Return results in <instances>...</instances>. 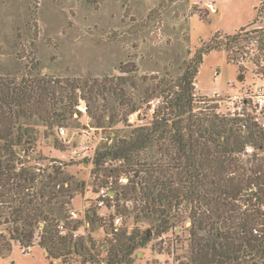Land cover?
<instances>
[{"label": "rangeland", "instance_id": "obj_1", "mask_svg": "<svg viewBox=\"0 0 264 264\" xmlns=\"http://www.w3.org/2000/svg\"><path fill=\"white\" fill-rule=\"evenodd\" d=\"M243 28L264 30V0H0V83L34 86L48 81L55 86L52 103L63 98L76 104L72 115L67 112L53 128L60 149L54 148L45 126L26 120V129L36 140L30 147H17L16 154L34 172L56 166L69 177L74 197L65 205L61 221L74 230V238L84 239L85 256L92 259L82 263L77 255L47 258L38 246L41 223L32 246L23 249L11 241L9 255L0 256V264H177V259L186 260L190 222L185 208L171 212L178 223L156 236L159 221L142 214L126 187L129 178L127 184L115 183V205L92 207L106 176L119 179L128 171L112 162L95 172L93 156L159 117L162 111L157 110L164 101L160 96L166 95L196 51L213 36L222 39ZM253 37L243 42L241 54L214 50L203 56L194 82L195 112L206 107L200 105V98L234 95L253 81L256 65L264 67V51L258 50ZM127 101L136 111L128 113ZM114 114L116 120L109 124ZM100 115L104 121L96 128L94 119ZM58 128L65 130L63 138ZM70 211L76 212L77 219H68ZM7 212L0 204L4 236H8ZM93 212L95 222L90 221ZM114 216L122 219L116 240L108 237ZM133 232L146 233V245L127 262L110 258L112 245Z\"/></svg>", "mask_w": 264, "mask_h": 264}, {"label": "trees", "instance_id": "obj_2", "mask_svg": "<svg viewBox=\"0 0 264 264\" xmlns=\"http://www.w3.org/2000/svg\"><path fill=\"white\" fill-rule=\"evenodd\" d=\"M250 35L257 38L258 50L264 51V30L245 32L243 28L222 39L213 36L196 51L166 95L160 96L164 101L157 111L162 114L148 126L133 130L129 139L118 140L93 156L95 172L112 162L128 169L126 187L142 214L159 221L156 236L178 223L171 212L185 208L190 240L186 260L177 259V264H264V161L256 155L242 157L246 145L263 147L264 135L249 127L245 133L239 121L216 114L212 106L195 112L193 92L203 56L214 50L241 54ZM54 93L55 86L48 81L34 86L0 83V204L8 209L4 223L9 224L8 236L0 234L2 258L9 255L11 241L30 248L42 223L38 246L47 258L77 255L82 263L92 260L85 256L84 239L73 237V229L68 226L65 236L57 231L65 205L74 197L69 177L56 166L34 172L16 154L17 147H30L36 140L26 129V120L37 121L53 136L63 115H72L76 104L63 98L52 103ZM125 105L130 106L128 113L136 111L129 101ZM116 117L110 115L107 122L113 124ZM94 121L99 128L104 118L100 115ZM53 146L61 147L54 136ZM90 221H96L95 212ZM125 235L109 253L110 258H121L118 263L127 262L147 243L146 233Z\"/></svg>", "mask_w": 264, "mask_h": 264}, {"label": "built area", "instance_id": "obj_3", "mask_svg": "<svg viewBox=\"0 0 264 264\" xmlns=\"http://www.w3.org/2000/svg\"><path fill=\"white\" fill-rule=\"evenodd\" d=\"M257 69L253 75V81L250 84L242 85L241 89L234 95H222L215 94L211 98H200L199 103L202 106L213 105L215 112L218 115L233 118L239 121L240 126L244 129L245 133L248 128L257 130L264 135V67L262 64L256 65ZM78 110H82L78 107ZM84 111V109L82 110ZM58 135L63 138L65 130L58 128ZM253 155L260 157L264 161V143L260 149H255L251 144L246 145L242 152L244 159L250 158ZM128 183V177H120L114 179L113 177H107L104 180V184L99 187L95 195L93 205L95 209H109L115 205V192L113 190L115 183ZM68 219H77L75 211L68 213ZM68 224L60 222L57 225V231L59 235L65 236L67 234ZM122 219L118 216L110 219L109 234L108 237L115 238L121 233ZM73 237H76V233L72 232Z\"/></svg>", "mask_w": 264, "mask_h": 264}, {"label": "water", "instance_id": "obj_4", "mask_svg": "<svg viewBox=\"0 0 264 264\" xmlns=\"http://www.w3.org/2000/svg\"><path fill=\"white\" fill-rule=\"evenodd\" d=\"M238 80L241 81V80H242V76H240V77L238 78Z\"/></svg>", "mask_w": 264, "mask_h": 264}, {"label": "crops", "instance_id": "obj_5", "mask_svg": "<svg viewBox=\"0 0 264 264\" xmlns=\"http://www.w3.org/2000/svg\"><path fill=\"white\" fill-rule=\"evenodd\" d=\"M44 255V254H43Z\"/></svg>", "mask_w": 264, "mask_h": 264}]
</instances>
